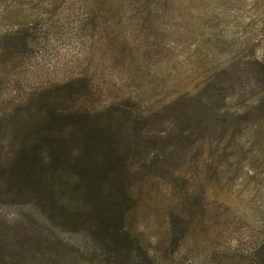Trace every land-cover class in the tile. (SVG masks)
<instances>
[{"label": "rangeland", "instance_id": "1", "mask_svg": "<svg viewBox=\"0 0 264 264\" xmlns=\"http://www.w3.org/2000/svg\"><path fill=\"white\" fill-rule=\"evenodd\" d=\"M4 35L26 45L0 70V105L81 72L99 102L141 113L148 149L128 231L146 264H264V0H0ZM114 165L102 178L120 189ZM44 188L32 184L33 203L0 198V264H38L14 229L34 220L54 235L48 264H135L90 244Z\"/></svg>", "mask_w": 264, "mask_h": 264}, {"label": "trees", "instance_id": "2", "mask_svg": "<svg viewBox=\"0 0 264 264\" xmlns=\"http://www.w3.org/2000/svg\"><path fill=\"white\" fill-rule=\"evenodd\" d=\"M16 32L10 33V38L15 37ZM8 36L0 40V70L7 69L6 66L12 64L10 59L16 60L26 45L24 39L22 43L9 46L4 41ZM9 49L17 53H9ZM259 66L264 85V61H259ZM12 68H15L13 64ZM86 77L80 72L66 81L32 88L22 100L16 97L17 100L0 105V198L5 196V200L12 201L23 197L26 191V197L33 203L37 197L32 184L44 185V193L55 199L54 203L65 206L56 205L54 209H65L64 216L70 225L90 231L92 237L87 240L90 244L114 243L109 248L119 250L117 253L123 259L146 264L148 254L137 247L136 238L133 239L128 230L133 225L129 213L134 210L137 180L144 176L137 164L142 163L143 151L148 149L147 144L141 146L139 138L145 139L147 131L141 126L138 110L132 113L111 102H99L96 89ZM4 79L5 74L0 76V84ZM259 94L264 95V86ZM188 112L189 109L186 114ZM201 113L197 109L194 116H202ZM6 119L11 123V131ZM96 146L100 151H95ZM95 154L101 159L92 166L87 156ZM107 160L115 164L114 174L119 173L120 189L103 181ZM98 168L97 174L88 170ZM122 228L123 232L118 231ZM14 229H20L24 240L28 241L31 257L37 258L38 264H48L55 244L52 231L40 227L37 220L32 224L19 222ZM24 250L27 252L26 248ZM7 254L2 253L4 257ZM256 254L264 263V239ZM4 257L1 256L0 261Z\"/></svg>", "mask_w": 264, "mask_h": 264}]
</instances>
